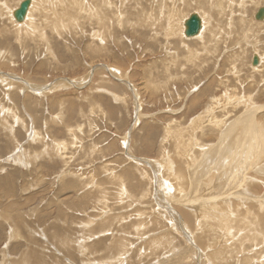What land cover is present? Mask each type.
Segmentation results:
<instances>
[{"label":"rangeland","instance_id":"1","mask_svg":"<svg viewBox=\"0 0 264 264\" xmlns=\"http://www.w3.org/2000/svg\"><path fill=\"white\" fill-rule=\"evenodd\" d=\"M21 1L0 0V264H197L187 232L202 264H264V0H34L18 28Z\"/></svg>","mask_w":264,"mask_h":264},{"label":"bare ground","instance_id":"2","mask_svg":"<svg viewBox=\"0 0 264 264\" xmlns=\"http://www.w3.org/2000/svg\"><path fill=\"white\" fill-rule=\"evenodd\" d=\"M48 1H50V0H48ZM58 1V0H57ZM158 1V0H157ZM192 1V0H191ZM210 1H212L213 2V0H210ZM219 1V0H218ZM34 0H30V5H29V7H28V9H27V12H26V15H25V18H24V20H23V22H21V23H16L15 21V23L17 24L16 26L19 28V27H26L27 28V26L28 25H30V19L32 18V14H33V10L35 11V5H34ZM55 2H56V0H55ZM66 2V1H65ZM205 0L203 1V2H198L199 3V6L200 5H202V3L203 4H205ZM211 2V3H212ZM220 2V1H219ZM218 2V3H219ZM222 2V1H221ZM220 2V3H221ZM53 3V2H52ZM59 3H61L60 1H59ZM59 3H57V4H59ZM69 3V2H68ZM215 3H217V2H215ZM245 3V2H244ZM6 3H4V5H5ZM55 4V3H54ZM195 4H197V2L195 3ZM2 3H0V6H4ZM38 6L40 5V4H37ZM51 5V4H50ZM157 5V4H156ZM211 5V4H210ZM220 5V4H219ZM258 5V4H257ZM54 6V5H53ZM52 6V7H53ZM74 6V5H73ZM218 6V5H217ZM6 7H7V5H6ZM41 7V6H40ZM63 7H64V5H63ZM75 7V6H74ZM263 7V6H262ZM60 8V7H59ZM73 8V7H72ZM188 8V7H187ZM243 8V7H242ZM245 8H246V6H245ZM258 8H259V6H258ZM257 8V9H258ZM71 9V8H70ZM196 9V8H195ZM198 9V8H197ZM200 9V8H199ZM198 9V10H199ZM15 9H13V10H11V14H9V15H11V17H12V20L11 21H13L14 19H13V16H12V12L14 11ZM66 10V9H65ZM122 10V9H121ZM230 10V9H229ZM61 11V10H60ZM99 11V10H98ZM49 12H51V11H49ZM53 12V11H52ZM212 12V11H211ZM1 13V12H0ZM7 13H9V11L7 12ZM6 13V14H7ZM69 13V12H68ZM75 13V12H74ZM180 13H181V11H180ZM41 14V13H40ZM43 14V13H42ZM56 14V13H55ZM139 14V13H138ZM141 14V13H140ZM190 14V13H189ZM195 14H197V13H195ZM213 14V13H212ZM255 14V13H254ZM198 15V14H197ZM210 15V14H209ZM105 16V15H104ZM129 16V15H128ZM128 16H127V18H128ZM206 16V15H205ZM10 17V16H9ZM175 17V16H174ZM186 17V16H185ZM198 17L200 18V21H201V29L199 30V32H198V34L196 35V36H194V37H191V38H196V37H201L203 34H202V30H203V21L201 20V16L200 15H198ZM253 17H254V15H253ZM131 17H129V19H130ZM210 18V17H209ZM179 19V18H178ZM187 19V18H186ZM165 20V19H164ZM177 20V19H176ZM185 20V19H184ZM264 20V19H263ZM262 20V21H263ZM245 21V20H244ZM257 20H255V25H257V27H263L264 26V21H263V23H261L262 21H257ZM171 22V21H170ZM230 22V21H229ZM181 23H184V22H181ZM180 23V24H181ZM244 23V22H243ZM208 24V23H207ZM210 24V23H209ZM176 25V24H175ZM218 25V24H217ZM230 25V27L232 26L231 25V23L229 24ZM247 25V24H246ZM179 26V25H178ZM182 26H183V24H182ZM206 26V25H205ZM233 26H235V25H233ZM244 26V25H243ZM254 26V25H253ZM161 27V26H160ZM230 27H229V29H230ZM234 29H235V27H233ZM228 29V30H229ZM258 29V28H257ZM165 30V29H164ZM179 30H181V29H179ZM238 30H239V28H238ZM18 31H20V30H18ZM183 31H184V27H183ZM235 30H233V32H234ZM231 32V31H230ZM168 33V32H167ZM209 33V32H208ZM215 33V32H214ZM227 33V32H226ZM216 34V33H215ZM219 34V33H218ZM237 34V33H236ZM173 35V34H172ZM174 36V35H173ZM213 36H215V35H213L212 34V37ZM232 36V35H231ZM183 37V36H182ZM200 37H199V39H200ZM205 37V36H204ZM202 39H203V37H201ZM215 38V37H214ZM214 38H212V39H214ZM225 38H227V37H225ZM190 39V38H189ZM198 39V38H197ZM211 39V40H212ZM216 39H217V37H216ZM232 39V38H231ZM207 40V39H206ZM205 40V41H206ZM201 41V40H200ZM193 42H195V41H193ZM209 42H210V40H209ZM212 42H215V39H214V41H212ZM196 43V42H195ZM205 43V42H204ZM217 43V42H216ZM215 43V44H216ZM223 43V42H222ZM221 43V44H222ZM234 43V42H233ZM202 44H203V42H202ZM210 44H212V43H210ZM204 45H206V44H204ZM209 45V44H208ZM214 45V44H213ZM225 45V44H224ZM252 45V44H251ZM184 46V45H183ZM190 46V45H189ZM206 47V46H205ZM205 47H204V50H205ZM212 47V46H211ZM253 47V46H252ZM213 48V47H212ZM190 49V48H189ZM194 49V48H193ZM197 49V48H196ZM200 49V48H199ZM202 49H203V46H202ZM230 49V48H229ZM206 50H207V47H206ZM209 50V49H208ZM186 51H188L187 50V48H186ZM195 51V50H194ZM255 51V50H254ZM190 52V51H189ZM193 52V51H192ZM242 52H243V50H242ZM196 52H194V54H195ZM229 53V52H228ZM257 54H258V52H257ZM200 55V54H199ZM231 55V54H230ZM254 55V54H253ZM238 56V55H237ZM237 56H235V58L237 57ZM241 56V55H240ZM231 57V56H230ZM254 57V56H253ZM253 57H250L251 59L250 60H252L253 59ZM256 57H257V65H252V63L250 62L249 64H251V67H253L252 69H254L253 71H255V69H256V67H258L259 65H261V58H260V56H258V55H256ZM185 58V57H184ZM187 58V57H186ZM189 60V59H188ZM240 61V60H239ZM92 63V62H91ZM179 64V63H178ZM103 67H104V69H106L105 68V66L103 65ZM107 67V66H106ZM234 67V66H233ZM90 68V67H89ZM92 68V67H91ZM91 68H90V70H91ZM108 68V67H107ZM239 68H240V66H239ZM101 69V68H100ZM89 70V71H90ZM107 70V69H106ZM112 70V69H111ZM239 70V69H238ZM107 71H109V68H108V70ZM257 71V70H256ZM91 72H92V70H91ZM111 72V71H110ZM238 73V72H237ZM90 76V75H89ZM1 77H2V75H1ZM88 77V76H87ZM91 77V76H90ZM116 77V76H115ZM118 77V76H117ZM15 78V77H14ZM91 79V78H90ZM151 81V80H150ZM27 85V88L28 87H30V85H28V84H26ZM83 85H84V83H83ZM60 86V85H59ZM52 87H54V86H52ZM77 87H79V86H77ZM38 88H39V86H38ZM50 88V87H49ZM46 87H45V89H42V88H40V89H35L34 91H38V90H45L46 91ZM33 91V92H34ZM227 95V94H226ZM134 96V95H133ZM207 98V97H206ZM209 98V97H208ZM228 98V97H227ZM225 99V98H224ZM247 99H249L250 100V98H247ZM213 100H216V99H213ZM245 102H247V101H245ZM253 102V101H252ZM218 103V102H217ZM240 103H241V101H240ZM244 103V102H243ZM248 103H249V101H248ZM136 104V103H135ZM201 104V103H200ZM249 104H251V103H249ZM253 104V103H252ZM213 105H214V103H213ZM212 105V106H213ZM234 105V104H233ZM211 106V107H212ZM229 106V105H228ZM242 106V105H241ZM243 106H245L244 104H243ZM251 106V105H250ZM207 107V106H206ZM209 107V106H208ZM247 107H248V105H247ZM255 108V107H254ZM253 108V109H254ZM207 109V108H206ZM246 109V108H245ZM259 108H257L256 110H258ZM209 109H207V111H208ZM211 110H213V109H211ZM210 110V111H211ZM260 110V109H259ZM249 111V110H248ZM248 111H247V113H248ZM250 112V111H249ZM254 112V111H253ZM206 113V112H205ZM207 113H209V112H207ZM251 113V112H250ZM243 115V114H242ZM248 115V114H247ZM250 115V114H249ZM252 115V114H251ZM244 116H245V114H244ZM243 117V116H242ZM255 117V116H254ZM243 119V118H242ZM245 119H247V118H245ZM249 119H252V118H250V116H249ZM173 122H174V120H173ZM217 122V121H216ZM221 122V121H220ZM223 123V122H222ZM234 123H236V122H234ZM175 124V123H174ZM224 124V123H223ZM232 125L233 124H231L230 126L232 127ZM253 125L254 124H252V122L251 121H247V122H243V124H241L240 126H236V127H233V128H230V126L229 127H227V128H230L229 130H227L226 132H225V134H224V139H226L228 142L226 143L227 145L229 144V146H233L234 145V143H235V145H237V147H239V144H242V145H245V144H247L248 142H249V137L251 138V140H250V142H252L253 141V139H252V137H254L255 138V135H253L254 134V129H255V127H253ZM196 126V125H195ZM263 127V126H262ZM263 129V128H262ZM188 132H190V131H188ZM263 132V131H262ZM222 133V132H221ZM223 134V133H222ZM171 135V134H170ZM178 135V134H177ZM164 136V135H163ZM174 136V135H173ZM189 136V135H188ZM252 136V137H251ZM223 137V136H222ZM222 140V139H221ZM220 140V141H221ZM219 142V141H218ZM222 142H224L223 140H222ZM254 144V143H253ZM258 144V143H257ZM184 147V146H183ZM135 148V147H134ZM226 148H229L228 146L226 147ZM225 148V150H227ZM245 148V147H244ZM194 150V149H193ZM199 150V149H198ZM230 150H231V148H230ZM177 151V150H176ZM179 151V150H178ZM247 155V154H246ZM164 157V156H163ZM207 157V156H206ZM250 157V156H249ZM173 158V157H172ZM193 158V157H192ZM240 158V157H239ZM254 158V157H253ZM252 158V159H253ZM264 158V157H263ZM232 159H235V158H232ZM234 161V160H233ZM251 161H253V160H251ZM189 163V162H188ZM247 164V163H246ZM208 165V164H207ZM262 166V165H261ZM230 167V166H229ZM258 169V168H257ZM264 169V168H263ZM262 169V170H263ZM202 171V170H201ZM256 171V170H255ZM259 172V171H258ZM202 173V172H201ZM191 174V173H190ZM205 175V174H204ZM203 175V176H204ZM207 176V175H206ZM154 177V176H153ZM212 177V176H211ZM222 177V176H221ZM248 178V177H247ZM206 179V178H205ZM196 180V179H195ZM192 181V180H191ZM205 181V180H204ZM95 183V182H94ZM255 183V182H254ZM249 185V184H248ZM206 186V185H205ZM212 187V186H211ZM223 187V186H222ZM246 187V186H245ZM164 188V187H163ZM74 189V188H73ZM148 189V188H147ZM245 189V188H244ZM243 189V190H244ZM249 189V188H248ZM157 190V189H156ZM162 190V189H161ZM198 190V189H197ZM200 190V189H199ZM191 191V190H190ZM201 191V190H200ZM224 191V190H223ZM153 192V191H152ZM160 192H162V191H160ZM188 192V191H187ZM235 193L237 192V191H234ZM157 193V192H156ZM155 193V194H156ZM166 193V192H165ZM181 194V193H180ZM198 194V193H197ZM227 194V193H226ZM161 195V194H160ZM159 195V196H160ZM158 196V197H159ZM163 196V195H162ZM161 196V197H162ZM170 196V195H169ZM206 196V195H205ZM240 196V195H239ZM238 196V197H239ZM250 196V195H249ZM157 197V198H158ZM189 197V196H188ZM224 197V196H223ZM156 198V197H155ZM168 198V197H167ZM166 198V199H167ZM180 198V199H179ZM178 199H179V201L180 202H182V203H184L185 201H184V196H182L181 195V197H179ZM163 199V198H162ZM166 199H164L165 201H166ZM178 199H176L177 200V202H178ZM195 199V198H194ZM204 199V198H203ZM68 200V199H67ZM171 200V198L169 199V201ZM186 200V199H185ZM192 200V199H191ZM196 200V199H195ZM199 200V199H198ZM202 200V199H201ZM205 200V199H204ZM209 200H211V199H209ZM235 200V199H234ZM153 201H154V199H153ZM163 201V200H162ZM174 200L172 199V202H173ZM213 201H215V200H213ZM233 201V200H232ZM243 201V200H242ZM192 202V201H191ZM191 202H189V203H191ZM207 202V201H206ZM155 203H157V202H155ZM165 203V202H164ZM166 203H167V201H166ZM174 203V202H173ZM179 203V202H178ZM203 203H205V202H203ZM169 202H168V204L166 205V208H169V209H171V207L169 206ZM192 204V203H191ZM191 204H190V206H191ZM206 204H208V203H206ZM215 204V203H214ZM182 205V204H181ZM184 205V204H183ZM199 205V204H198ZM197 204H196V206H198ZM212 205V203H209V206H211ZM258 205V204H257ZM161 206V205H160ZM165 206V205H164ZM187 206V205H186ZM157 207V206H156ZM176 207V206H175ZM178 207V206H177ZM191 207H193V206H191ZM217 207H219V206H212V208H211V214H210V216H209V214L208 215H204V216H208V219H210L209 217H211L212 219H213V221H215L216 222V225H219V226H222L223 227V229L225 228V229H230V227H231V224H240L239 223V221H242V222H244V219H242V220H238V219H236V220H234V221H231L232 219H230V215H232V214H228V213H226V214H221V212L220 213H218L219 211V208H217ZM264 207V206H263ZM161 208V207H160ZM160 208H159V210H160ZM163 208V207H162ZM161 208V209H162ZM233 208V207H232ZM158 209V208H157ZM177 209V208H176ZM204 209V208H203ZM231 209V208H230ZM263 209V208H262ZM46 210V209H45ZM171 210H173V209H171ZM178 210H179V208H178ZM199 210V209H198ZM167 212H168V210H166ZM185 212H186V210H184ZM195 211H197V210H195ZM201 211V210H200ZM210 211V210H209ZM231 211V210H230ZM232 211H234V210H232ZM260 211V210H259ZM162 212V211H161ZM188 213H189V210L187 211ZM191 212V211H190ZM245 212V211H244ZM174 213L176 214H178L179 216H180V214L177 212V211H174ZM192 213H194V212H192ZM192 213H190V215L192 214ZM234 213V212H233ZM252 213V212H251ZM253 213H255V212H253ZM170 214V213H169ZM172 214V213H171ZM205 214V213H204ZM248 214H249V212H248ZM173 215V214H172ZM201 215H203V214H201ZM4 216V215H3ZM192 216V215H191ZM252 216V215H251ZM255 216V215H254ZM260 216V215H259ZM263 216V215H262ZM1 217V216H0ZM160 217V216H159ZM233 217V216H232ZM246 217V216H245ZM244 217V218H245ZM247 217H249V216H247ZM177 218V217H176ZM180 219H181V216L179 217ZM191 218H193V217H191ZM196 218V217H195ZM194 218V219H195ZM201 218V217H200ZM234 218H236L235 216H234ZM263 218H264V216H263ZM208 219L206 218L205 220H207L208 221ZM248 219H250V217L248 218ZM247 219V220H248ZM171 220H172V218H171ZM202 220V219H201ZM247 220H245V221H247ZM96 221V220H95ZM196 221V220H195ZM203 221H204V218H203ZM201 222V221H196V222H201V224L202 223H204V222ZM207 221H205V222H207ZM211 221V220H210ZM169 222V221H168ZM180 222V229H179V227L177 226V228H178V230H181L182 229V233L184 232L185 233V228H184V224H182L181 225V223H183L182 222V220L181 221H179ZM187 222V221H186ZM248 222V221H247ZM246 222V223H247ZM251 222H253L252 220H251ZM255 223V222H254ZM256 224V223H255ZM177 225V224H176ZM197 224L195 223V227H197L198 228V226H196ZM199 225H200V223H199ZM208 225V224H207ZM240 225H244L243 223L242 224H240ZM240 225H238V226H240ZM201 226V225H200ZM236 226V225H235ZM245 226V225H244ZM254 226V225H253ZM252 226V227H253ZM221 227V228H222ZM234 227V226H233ZM255 227H256V225H255ZM212 228V227H211ZM214 228V227H213ZM217 228H218V226H217ZM188 229V228H187ZM199 229V228H198ZM237 229V228H236ZM178 230H177V232H178ZM233 230V229H232ZM231 230V231H232ZM244 230V229H243ZM189 231V230H188ZM223 231V230H222ZM196 232V231H195ZM214 232V231H213ZM220 232V231H219ZM234 232V231H233ZM232 232V233H233ZM241 232H243V231H241ZM251 232L252 233H254V234H251ZM181 233V232H180ZM190 233V232H189ZM188 232H187V234H186V237H187V239H185V240H187L186 242H188L190 245L188 246V248H189V251L186 253V257H187V259H188V256H189V252L191 251H193L194 252V254H196V258H197V255H198V259L196 260L197 261V264H202L201 263V260L202 259H204V258H202V256H204V255H202V252H201V250H200V248L195 244V240L192 238V237H190V236H188V234H189ZM222 233V232H221ZM245 234H244V236L246 237V239L247 240H252V239H256L257 238V236L259 237L260 235H259V232H258V230H257V232L255 231V228H253L252 230H250L249 231V233L247 232V231H245L244 232ZM231 234V233H230ZM237 234H239V233H237ZM225 235V234H224ZM193 236V235H192ZM232 236V235H231ZM162 237V236H161ZM183 237V236H182ZM220 237V236H219ZM262 237H263V239H264V235H262ZM228 238V237H227ZM153 239H156V238H153ZM183 239V238H182ZM261 239V238H260ZM234 240V239H233ZM153 241V240H152ZM158 241V240H157ZM243 241V240H242ZM149 242H151L150 240H149ZM263 242V241H262ZM225 243H227V242H225ZM237 243V242H236ZM175 244V243H174ZM186 244V243H185ZM235 244V243H234ZM207 245V244H206ZM223 245H225V244H223ZM161 246V245H160ZM191 246V247H190ZM200 246H201V244H200ZM156 247H157V245H156ZM180 247V246H179ZM186 247V246H185ZM193 247L194 248H197L196 250L195 249H193ZM176 248V247H175ZM183 248H184V245H183ZM233 249V248H232ZM172 250H174V249H172ZM179 250V249H178ZM183 250V249H182ZM208 250V249H207ZM184 251V250H183ZM172 252V251H171ZM178 252V251H177ZM180 252V251H179ZM212 252V251H211ZM226 252V251H225ZM181 253V252H180ZM218 253H212L210 256L212 257V258H214V256H216ZM193 256V255H192ZM207 256V255H206ZM169 257V256H168ZM181 257V256H180ZM185 257V258H186ZM183 258V257H182ZM202 258V259H201ZM189 259H191V258H189ZM183 260V259H182ZM205 260H206V258H205ZM164 261V260H163ZM166 261V260H165ZM184 261V260H183ZM203 261V260H202ZM208 262V261H207ZM225 262V261H224ZM192 263V262H191ZM210 263V262H209ZM165 264V263H164ZM178 264H182L181 263V261L180 262H178ZM184 264V263H183ZM190 264V263H189ZM196 264V263H195ZM218 264V263H217Z\"/></svg>","mask_w":264,"mask_h":264},{"label":"water","instance_id":"3","mask_svg":"<svg viewBox=\"0 0 264 264\" xmlns=\"http://www.w3.org/2000/svg\"><path fill=\"white\" fill-rule=\"evenodd\" d=\"M30 5V0L21 1L17 8L12 12L13 19L16 23L23 22L27 9ZM254 19L257 21H262L264 19V7H260L254 14ZM184 36L185 38H191L198 34L201 29V21L197 14L192 13L183 23ZM257 57L254 56L252 59V65H257Z\"/></svg>","mask_w":264,"mask_h":264}]
</instances>
